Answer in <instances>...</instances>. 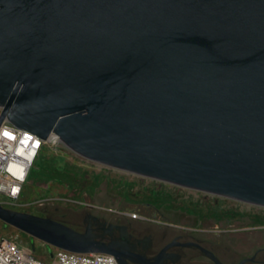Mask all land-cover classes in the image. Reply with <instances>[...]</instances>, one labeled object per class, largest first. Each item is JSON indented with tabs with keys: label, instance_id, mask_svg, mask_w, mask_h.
I'll return each instance as SVG.
<instances>
[{
	"label": "water",
	"instance_id": "1",
	"mask_svg": "<svg viewBox=\"0 0 264 264\" xmlns=\"http://www.w3.org/2000/svg\"><path fill=\"white\" fill-rule=\"evenodd\" d=\"M4 123L88 162L264 208V0H0ZM0 222L125 264L89 229L1 205Z\"/></svg>",
	"mask_w": 264,
	"mask_h": 264
},
{
	"label": "rangeland",
	"instance_id": "2",
	"mask_svg": "<svg viewBox=\"0 0 264 264\" xmlns=\"http://www.w3.org/2000/svg\"><path fill=\"white\" fill-rule=\"evenodd\" d=\"M109 218L125 206L149 204L166 215L196 216L192 226L218 230L219 218L228 221L227 229H244L254 233L260 244L264 240V208L238 203L170 184L138 177L88 162L62 147L46 145L35 160L18 206L3 208L36 216V213L59 206L88 208ZM107 213V214H106ZM135 212L130 213L133 216ZM212 218V223L207 222ZM223 224V223H222ZM188 224V227H192ZM219 228H215L218 226ZM235 234V233H234ZM234 236V235H233ZM231 233L225 238L232 239ZM14 238L46 264H91L90 256H77L43 243L0 222V239Z\"/></svg>",
	"mask_w": 264,
	"mask_h": 264
},
{
	"label": "flooded vegetation",
	"instance_id": "3",
	"mask_svg": "<svg viewBox=\"0 0 264 264\" xmlns=\"http://www.w3.org/2000/svg\"><path fill=\"white\" fill-rule=\"evenodd\" d=\"M88 206H53L36 216L65 224L79 233L91 230L125 264H214L209 255L221 264H264V240L260 244L254 233L227 229L228 221L223 218L216 222L223 227L218 225L217 231L201 233L191 225L196 219L192 214L187 220L180 212L166 215L144 204L125 206L122 212L106 213V218ZM133 212L134 218L130 215ZM212 221L216 220L207 219L210 224ZM187 223L192 227H186ZM110 226L117 228L107 231ZM228 233L234 235L232 239L225 238Z\"/></svg>",
	"mask_w": 264,
	"mask_h": 264
},
{
	"label": "built area",
	"instance_id": "4",
	"mask_svg": "<svg viewBox=\"0 0 264 264\" xmlns=\"http://www.w3.org/2000/svg\"><path fill=\"white\" fill-rule=\"evenodd\" d=\"M59 139L51 135L45 142L16 129L9 123L0 127V205L18 206L30 170L46 145L56 146ZM134 218V216H132ZM69 254V253H68ZM74 255V254H73ZM90 256L91 264H117L113 257ZM0 264H46L14 238L0 239Z\"/></svg>",
	"mask_w": 264,
	"mask_h": 264
},
{
	"label": "crops",
	"instance_id": "5",
	"mask_svg": "<svg viewBox=\"0 0 264 264\" xmlns=\"http://www.w3.org/2000/svg\"><path fill=\"white\" fill-rule=\"evenodd\" d=\"M30 172H31V170H30ZM29 175H30V173H29ZM28 180H29V176H28ZM28 180H27V182H28ZM86 205H90V204H86ZM90 206H91V205H90ZM185 226L188 227V223L185 224ZM199 230H200V229H199ZM205 232H206V229L201 230V233H205Z\"/></svg>",
	"mask_w": 264,
	"mask_h": 264
},
{
	"label": "trees",
	"instance_id": "6",
	"mask_svg": "<svg viewBox=\"0 0 264 264\" xmlns=\"http://www.w3.org/2000/svg\"><path fill=\"white\" fill-rule=\"evenodd\" d=\"M43 149H44V148H43ZM43 149L41 150V152L43 151ZM41 152H40V153H41ZM39 156H40V154H39Z\"/></svg>",
	"mask_w": 264,
	"mask_h": 264
}]
</instances>
